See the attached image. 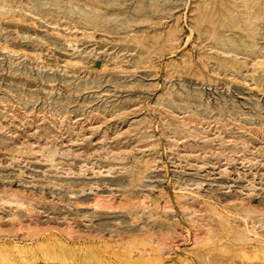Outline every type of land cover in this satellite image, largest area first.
Segmentation results:
<instances>
[{
    "label": "rangeland",
    "instance_id": "obj_1",
    "mask_svg": "<svg viewBox=\"0 0 264 264\" xmlns=\"http://www.w3.org/2000/svg\"><path fill=\"white\" fill-rule=\"evenodd\" d=\"M0 260L264 264V0H0Z\"/></svg>",
    "mask_w": 264,
    "mask_h": 264
},
{
    "label": "bare ground",
    "instance_id": "obj_2",
    "mask_svg": "<svg viewBox=\"0 0 264 264\" xmlns=\"http://www.w3.org/2000/svg\"><path fill=\"white\" fill-rule=\"evenodd\" d=\"M40 248V247H39ZM0 264H6L4 260H0Z\"/></svg>",
    "mask_w": 264,
    "mask_h": 264
}]
</instances>
